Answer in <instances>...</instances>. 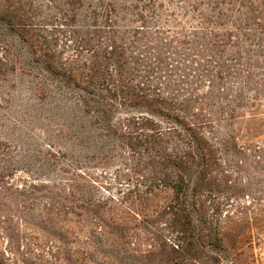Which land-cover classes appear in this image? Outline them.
<instances>
[{
  "label": "rangeland",
  "instance_id": "obj_1",
  "mask_svg": "<svg viewBox=\"0 0 264 264\" xmlns=\"http://www.w3.org/2000/svg\"><path fill=\"white\" fill-rule=\"evenodd\" d=\"M24 1L43 43L36 48L0 22V264H107L108 252L114 264H162V243L173 235L159 220L127 213L140 204L138 158L109 130L145 109L109 110L50 68L88 57L86 49L101 52L110 40L128 85L144 82L178 99L184 113L212 122L207 130L228 178L213 182L210 206H264V124L256 148L238 124L253 110L264 118V59L208 46L209 8H193L192 0ZM51 202L73 213L54 215ZM110 205L120 221L109 229L115 248L93 226ZM224 226L229 251L205 250L191 264H264V213L239 214ZM138 236L157 250L146 243L142 249L155 252H134Z\"/></svg>",
  "mask_w": 264,
  "mask_h": 264
},
{
  "label": "trees",
  "instance_id": "obj_2",
  "mask_svg": "<svg viewBox=\"0 0 264 264\" xmlns=\"http://www.w3.org/2000/svg\"><path fill=\"white\" fill-rule=\"evenodd\" d=\"M192 1L195 3L193 8H209V12L203 15V19L214 28L204 37L208 46L217 45L229 56L264 59V0ZM27 6L24 0H0V22L38 48L43 43L38 34L40 26L35 24ZM207 51L213 52L209 47ZM86 52L88 57L77 56L66 63L56 62L50 64V68L72 81L85 98H102L109 110L133 105L145 109L118 119L109 130L128 142L138 158L137 170L143 189L138 193L139 206L129 208L127 213L159 220L173 235L171 240L162 243V264L199 263L205 250L229 251L226 231L229 227L224 224L239 214L264 213V206L261 203L252 209L247 204L234 209H231L234 207L232 203L226 208L210 206L213 182L220 176L228 178L222 172L219 146L211 137L212 131L207 130L212 122H202L197 115L184 113L178 107V99L157 90H147L141 86L144 82L128 85L115 41L106 42L101 52L97 48L86 49ZM102 57L107 60L104 64ZM238 120L248 136V146L256 148L264 124L259 110H253L248 117L241 116ZM49 205H52L54 215L73 213L60 202ZM112 209L110 205L106 210L109 216L96 217L93 226L99 227L101 234L112 237L110 246L115 248L117 241L109 229L119 225L120 221L110 216ZM137 239L138 244H132L134 252L146 257L157 250L148 238L138 236ZM76 240L80 241L81 237ZM146 243L155 250H143ZM116 259L113 253L106 255L107 264H114Z\"/></svg>",
  "mask_w": 264,
  "mask_h": 264
}]
</instances>
